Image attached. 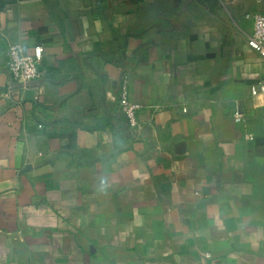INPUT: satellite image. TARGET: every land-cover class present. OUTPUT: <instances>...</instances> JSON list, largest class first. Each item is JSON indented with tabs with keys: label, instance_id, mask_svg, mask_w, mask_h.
<instances>
[{
	"label": "crops",
	"instance_id": "crops-1",
	"mask_svg": "<svg viewBox=\"0 0 264 264\" xmlns=\"http://www.w3.org/2000/svg\"><path fill=\"white\" fill-rule=\"evenodd\" d=\"M214 1L0 0V264H264V0Z\"/></svg>",
	"mask_w": 264,
	"mask_h": 264
},
{
	"label": "built area",
	"instance_id": "built-area-1",
	"mask_svg": "<svg viewBox=\"0 0 264 264\" xmlns=\"http://www.w3.org/2000/svg\"><path fill=\"white\" fill-rule=\"evenodd\" d=\"M257 4H261L263 0H255ZM244 19L252 22V31L248 35L247 43L251 49L256 51L264 59V12L257 10L247 12ZM8 70L13 79L26 88L33 82L43 77L41 64L44 58V46L38 44L32 52L27 51L25 45L21 42H11L7 46ZM264 93V84L253 86L252 95L257 96ZM119 107L121 113L127 119L129 127L133 130H139L141 123L139 121L140 104L133 102L130 99L129 83L124 80L119 91ZM236 124L243 126L245 130L249 128V120L243 110L236 104V109L233 114ZM247 138L253 139L254 135L247 132ZM205 258H210L211 254H203Z\"/></svg>",
	"mask_w": 264,
	"mask_h": 264
},
{
	"label": "water",
	"instance_id": "water-1",
	"mask_svg": "<svg viewBox=\"0 0 264 264\" xmlns=\"http://www.w3.org/2000/svg\"><path fill=\"white\" fill-rule=\"evenodd\" d=\"M147 128V127H146ZM177 147L180 149L179 151H181V152H183V150L185 149V144L182 142V143H179L178 145H177ZM180 152V153H181Z\"/></svg>",
	"mask_w": 264,
	"mask_h": 264
},
{
	"label": "trees",
	"instance_id": "trees-1",
	"mask_svg": "<svg viewBox=\"0 0 264 264\" xmlns=\"http://www.w3.org/2000/svg\"><path fill=\"white\" fill-rule=\"evenodd\" d=\"M214 2H215L214 4H217V1L216 0Z\"/></svg>",
	"mask_w": 264,
	"mask_h": 264
}]
</instances>
